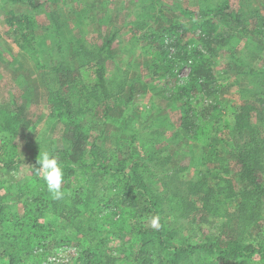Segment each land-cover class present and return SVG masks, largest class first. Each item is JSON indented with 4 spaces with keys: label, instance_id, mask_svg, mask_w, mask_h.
<instances>
[{
    "label": "trees",
    "instance_id": "trees-1",
    "mask_svg": "<svg viewBox=\"0 0 264 264\" xmlns=\"http://www.w3.org/2000/svg\"><path fill=\"white\" fill-rule=\"evenodd\" d=\"M3 1L21 6L8 23L39 86L18 79L21 99L0 102V264H49L61 248L59 264H264V67L253 66L264 60V12L253 0L235 13L230 0H137L128 40L81 0ZM96 24L107 25L100 41L89 36ZM219 53L246 81L237 100L222 96ZM149 87L166 103L125 140L147 118L133 99ZM31 93L59 142L27 117ZM45 151L63 168L60 199L34 171Z\"/></svg>",
    "mask_w": 264,
    "mask_h": 264
},
{
    "label": "rangeland",
    "instance_id": "rangeland-1",
    "mask_svg": "<svg viewBox=\"0 0 264 264\" xmlns=\"http://www.w3.org/2000/svg\"><path fill=\"white\" fill-rule=\"evenodd\" d=\"M37 2L44 3L43 8H49L50 3L49 0H36ZM84 4L94 5L96 6V9L94 13L102 15H110V22L112 25L117 26V28H124L120 32L119 39L128 40L129 39V30L126 28L128 22L133 19L134 17V10H135V3L137 0H81ZM167 2V0H165ZM93 2V3H92ZM253 4L258 8L260 11L264 12V0H253ZM61 5L64 6V9L66 11H69L70 6L69 4H63L61 2ZM88 5V6H89ZM230 5L232 6V12L235 13L239 9V0H230ZM18 5L12 3V2H4L3 0H0V51L3 54V60H0V102L6 101V100H12L15 98L21 99V87L22 85L18 84V79L22 83H24L26 80L30 82L32 86V90L35 89L34 86H39V77L36 73V70L34 68L33 62L30 61L27 56L24 54L23 51L19 49L18 45V34L14 27L9 25L8 20L10 17H8V12L11 10H15L16 12L19 11ZM37 22L40 24L41 27H44L48 23L47 15L44 12H38L37 13ZM107 25L103 24L99 26V24H96L91 31H89V36L91 39L95 41H100L99 33L98 31L101 29L102 33L106 32ZM116 46V44H115ZM23 55V56H20ZM132 56H128L126 59L122 60V62H128ZM134 60L136 62H143L144 59L142 58V54L140 52L135 55ZM121 62V63H122ZM251 64V63H250ZM212 65L215 71V74L221 78V81L224 82L225 85H223L222 88V96L223 98L227 99H239L241 98V94L238 93V90L241 87H244L246 85V81L243 78L242 75L236 73V68H234V63L231 62V60L227 57L226 53H219L216 58L212 61ZM123 66H125V63H123ZM255 68L264 67V60H261L260 62H256V64H253ZM113 68L110 67V73L112 72ZM140 73V71H137ZM188 72V68H183L180 72V75H186ZM146 72L142 75V87L145 86V82L150 79V77H146ZM140 76V75H139ZM244 80H243V79ZM153 84L155 82H152ZM233 83V85H231ZM25 85V84H24ZM39 93L29 95L28 99L31 102L29 106L26 108V115L31 120L35 121L36 125H39L38 128L42 131L49 129V136L55 138L59 142L60 138V128L56 126V123H48L46 118L48 115V108L44 104V102L41 99V94ZM38 95V96H37ZM34 99V100H33ZM133 101L136 102V104L139 106L138 109L140 111H144L143 114H147V118H141L140 116H137L136 120L132 122V126L129 129V133L122 132L121 134L124 136L125 140H128L130 138L132 130L134 128L143 129V127L146 125L147 121L150 120V117L152 115L154 116L157 110L160 107H164L163 104L166 103L165 95L161 89H154V88H148L147 93H141V95H137ZM124 105V103H121ZM161 109V108H160ZM116 116V114H113ZM46 120V121H45ZM111 121L112 118L110 119ZM116 120V118H114ZM116 126L118 127L119 121L114 122ZM116 127V128H117ZM92 132L98 133L96 128L97 125L91 124ZM119 130V127L117 128ZM34 129H31L29 131V136H32V132ZM91 131V130H90ZM121 131V130H119ZM127 137V138H126ZM112 140V139H111ZM124 140V141H125ZM61 144V143H59ZM178 155L182 156V161L185 165L188 166L187 173L189 175H193L195 173L193 167L189 166L188 162V151L189 149L187 146H184L183 144L181 146L177 147ZM142 151V150H141ZM143 152V151H142ZM196 155H198V151L194 150ZM177 155V156H178ZM26 168L23 166L21 171L23 172ZM204 229H207L205 225H202ZM59 254L58 257L51 256L50 258L57 262L59 261V258L63 259L68 256L69 252L68 250L61 248L57 251ZM55 256V255H54Z\"/></svg>",
    "mask_w": 264,
    "mask_h": 264
},
{
    "label": "clouds",
    "instance_id": "clouds-1",
    "mask_svg": "<svg viewBox=\"0 0 264 264\" xmlns=\"http://www.w3.org/2000/svg\"><path fill=\"white\" fill-rule=\"evenodd\" d=\"M37 164L34 171L41 179L46 182L47 189L52 193L55 199L63 197L62 181H63V168L59 158L47 151L40 153L38 156ZM159 216L151 217V227L158 229L160 226ZM49 264H52L51 259ZM57 264L59 262L57 261Z\"/></svg>",
    "mask_w": 264,
    "mask_h": 264
}]
</instances>
